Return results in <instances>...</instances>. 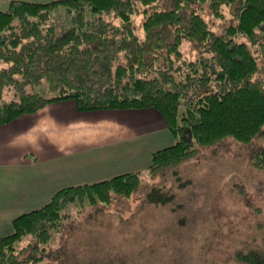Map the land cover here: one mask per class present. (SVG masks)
<instances>
[{
  "label": "trees",
  "instance_id": "obj_1",
  "mask_svg": "<svg viewBox=\"0 0 264 264\" xmlns=\"http://www.w3.org/2000/svg\"><path fill=\"white\" fill-rule=\"evenodd\" d=\"M161 2L10 1L0 11V62L8 64L0 69V96L3 88L15 86L19 99L0 104V125L66 99L79 112L152 108L175 138L172 145L150 154V175L162 178L201 148L228 138L240 145L264 139V73L256 55L257 42L264 51V0H172V7L156 9ZM204 3L214 15H222V5H236L233 21L222 34L201 16ZM57 6L70 16V28L61 35L50 21ZM140 12L142 34H136L133 17ZM238 34L246 36L252 49L234 39ZM183 40L200 46L196 58H182ZM42 81L56 96L25 91ZM252 162L264 168V146ZM141 184L137 173L128 172L57 190L40 208L11 220L12 231L0 236V264H25L26 251L27 261H33L35 252L44 251L51 234L62 227L68 203L109 202L111 195L128 197ZM162 187L151 186L146 201L158 203L161 195L165 203L169 197ZM23 236L30 242L17 249L15 243ZM259 245L237 250L236 263L264 264V236Z\"/></svg>",
  "mask_w": 264,
  "mask_h": 264
},
{
  "label": "rangeland",
  "instance_id": "obj_2",
  "mask_svg": "<svg viewBox=\"0 0 264 264\" xmlns=\"http://www.w3.org/2000/svg\"><path fill=\"white\" fill-rule=\"evenodd\" d=\"M10 1L0 0V11L6 10ZM19 1L47 3L54 0ZM162 1L156 9L172 7V0ZM234 6L222 5V15H214L204 3L199 12L212 31L222 34L224 26L233 21ZM133 18L136 34H142L139 25L143 13ZM50 21L56 24L57 35L70 28V16L63 6L51 10ZM114 22L117 20L114 19ZM234 39L251 44L242 34ZM256 45L260 49L256 52L259 68L264 73V51L262 44L257 42ZM199 48V45L183 40L180 45L182 58H196ZM7 66L0 62V69ZM25 91L39 93L45 98L57 94L45 81L36 86L28 85ZM1 92L0 104L19 99L15 86L3 88ZM60 101L74 103L71 99L55 102ZM145 109L152 108L122 110ZM263 146L264 139L261 137L247 145L228 138L213 147L199 149L193 158L166 171L163 178L150 175L148 166L151 158L147 150L140 149L139 154L133 157L116 153L117 148L115 154H111L108 147L98 153L86 154L87 159H97L88 160L81 171L78 170L80 167L72 166L71 169L78 170L80 174L70 170L71 174L61 168L52 172L56 180L54 186L44 177L35 179V173L33 185L44 184L36 189L38 194L54 187L53 192L36 205L37 208L46 204L55 191L67 187V183L72 181L71 186L93 184L135 172L142 184L128 197L111 195L109 202L87 204L84 201L82 206L78 202L68 203L62 210V216L65 215L63 225L51 234L44 245L45 250L35 252L33 261H27L29 251H26L22 260L25 264H237L234 253L250 245L258 248L264 236V168L252 164L253 155ZM111 169V172H104ZM38 170L43 169L38 167ZM100 173L105 175L98 177ZM80 180L82 182L75 184L74 181ZM153 185L161 188L165 185V194L169 197L165 203H162L161 195L157 198L158 203L146 201V193ZM29 210L30 205L23 207L19 200L9 198L3 201L1 195L0 236L12 231L13 218ZM29 242L30 237L23 236L15 247L22 249Z\"/></svg>",
  "mask_w": 264,
  "mask_h": 264
},
{
  "label": "crops",
  "instance_id": "obj_3",
  "mask_svg": "<svg viewBox=\"0 0 264 264\" xmlns=\"http://www.w3.org/2000/svg\"><path fill=\"white\" fill-rule=\"evenodd\" d=\"M173 140L161 115L152 109L83 113L69 101L51 103L0 125V197L37 209L54 187L38 194L36 189L44 184L33 185L35 173V179L44 177L54 186L52 172L61 168L72 174L74 165L81 171L88 160L97 159L85 155L104 147L111 154L117 148L116 153L134 157L140 149L151 154L172 145ZM38 167L43 170L36 171ZM78 170L72 171L80 174ZM67 184L71 186L73 181Z\"/></svg>",
  "mask_w": 264,
  "mask_h": 264
},
{
  "label": "bare ground",
  "instance_id": "obj_4",
  "mask_svg": "<svg viewBox=\"0 0 264 264\" xmlns=\"http://www.w3.org/2000/svg\"><path fill=\"white\" fill-rule=\"evenodd\" d=\"M20 116H21V115H20ZM18 117H19V116H18ZM18 117H17V118H18ZM15 119H16V118H15Z\"/></svg>",
  "mask_w": 264,
  "mask_h": 264
}]
</instances>
